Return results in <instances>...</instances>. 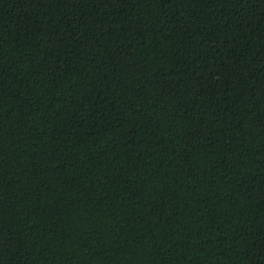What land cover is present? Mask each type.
<instances>
[{
	"label": "trees",
	"instance_id": "trees-1",
	"mask_svg": "<svg viewBox=\"0 0 264 264\" xmlns=\"http://www.w3.org/2000/svg\"><path fill=\"white\" fill-rule=\"evenodd\" d=\"M0 264H264V0H0Z\"/></svg>",
	"mask_w": 264,
	"mask_h": 264
}]
</instances>
